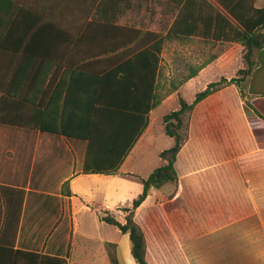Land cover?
<instances>
[{
	"label": "crops",
	"instance_id": "0c3cea01",
	"mask_svg": "<svg viewBox=\"0 0 264 264\" xmlns=\"http://www.w3.org/2000/svg\"><path fill=\"white\" fill-rule=\"evenodd\" d=\"M263 7V0H0V17L12 10L10 18H0V116L9 122L55 118L40 113L50 101L59 103L57 84L7 82V69L18 71L21 60L60 57L67 64L110 57L115 65L134 60L131 70L137 71L138 60L156 46L160 83L170 74L184 75L158 104L177 103L176 110L181 91L197 85L201 91L210 82L238 76L245 47L234 38L243 25L257 28ZM254 42L242 93L229 83L194 106L176 157L177 182L149 189L136 209L133 219L144 234L147 264H264V35L258 47L254 33ZM50 68L49 62L42 69ZM69 89V101L79 100L86 86L75 82ZM23 91L45 103L27 108ZM155 108L111 174L82 172L84 140L0 122V186L24 191L13 250L64 257L67 264H97L98 253L107 260L109 242L116 245L119 264L122 259L136 264L128 233L101 216L109 213L123 223L124 208L141 191L129 162L143 136L156 131ZM161 164L160 159L138 181ZM65 182L69 196L61 194ZM74 235L80 237L77 246ZM0 264L39 261L6 252Z\"/></svg>",
	"mask_w": 264,
	"mask_h": 264
},
{
	"label": "trees",
	"instance_id": "16d2710c",
	"mask_svg": "<svg viewBox=\"0 0 264 264\" xmlns=\"http://www.w3.org/2000/svg\"><path fill=\"white\" fill-rule=\"evenodd\" d=\"M4 13L0 18H10L12 10L9 9ZM36 18H40V16ZM263 30L264 7L258 9L257 28L243 25V28L236 35L237 37L234 38L245 47L244 67L238 70V76L230 80L222 78L208 83L203 90L195 94L190 103L179 96V108L163 115V130L167 136L173 138V145L159 153L162 164L153 169L146 178L140 179L141 191L132 200L131 207L124 208L127 212L125 221L121 223L109 213H103L101 216L102 221L117 227L122 233H128L130 252L136 264H147L144 234L133 219L136 209L145 199L149 189L160 188L166 183L177 182L176 157L187 139L189 116L194 106L229 83H235L242 93V82L250 73L253 65L251 52L255 47L254 33H258L259 47L264 35ZM160 49V46L149 48V57L138 60L140 69L137 71L131 70L134 60H126L120 65H115L110 57L82 58L75 62L73 60L68 61L67 64H64L67 60L60 57L50 60L47 58L21 60L18 71L16 68V72L13 68L7 69L5 76L7 82L13 83L15 81L21 83L23 87L31 85H46L48 87V85L57 84L56 88L60 91L58 93L56 90V92L61 96L59 103L56 101L54 105V100L53 104L50 101L40 113L43 115L47 112L55 113V118L50 122L42 117L36 122H32L28 118H23L20 122H9L0 116V122L84 140L86 141V150L82 172L115 173L126 154L148 125L150 110L155 108L162 99L159 95ZM108 53L105 52L103 55H109ZM49 62L52 68L49 70L42 69ZM61 68L63 70L59 73ZM75 82L84 83L86 89L81 92L82 95L79 100H75L72 94L69 101V85ZM6 93L8 96L10 95L7 90ZM29 93V91H23L22 96V102L27 108L30 103H36L39 106L45 103L44 98H30ZM61 194L70 195L68 182L61 186ZM23 196L24 191L22 189L0 186V207L3 206L1 210L0 248H7L0 249V255L6 254V252L13 254V256L27 254L38 260L39 264H67L64 257L13 250ZM104 249L109 264H119L116 245L106 242Z\"/></svg>",
	"mask_w": 264,
	"mask_h": 264
},
{
	"label": "rangeland",
	"instance_id": "374dc122",
	"mask_svg": "<svg viewBox=\"0 0 264 264\" xmlns=\"http://www.w3.org/2000/svg\"><path fill=\"white\" fill-rule=\"evenodd\" d=\"M183 77L184 75L176 73L170 74L169 77L165 76V82L163 84L160 83L159 86V95L163 98L166 95L173 93L174 89L172 88V84L181 81ZM169 79L170 81H168ZM199 89L200 85H197L191 91H181L179 96H181L186 102H190L195 93L199 92ZM177 107V103L172 106L162 103L153 110L152 119L156 131L153 132L151 129L143 136L142 141L136 147L135 152L131 157V161L129 162V165H131V168L134 171L135 178L137 177V179L133 180L135 183H140V180L138 181V175L146 176L153 167L160 163L158 152L169 148L173 144L172 138L163 132L162 115ZM73 237L77 246L80 243V237L79 235H74ZM73 255V257L77 256L78 259V252H74ZM122 261L123 264H127L124 259H122ZM97 264H109L108 259L106 260L103 258V252L98 253Z\"/></svg>",
	"mask_w": 264,
	"mask_h": 264
}]
</instances>
